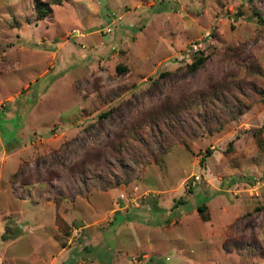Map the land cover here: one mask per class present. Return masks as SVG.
Listing matches in <instances>:
<instances>
[{"label":"rangeland","instance_id":"1","mask_svg":"<svg viewBox=\"0 0 264 264\" xmlns=\"http://www.w3.org/2000/svg\"><path fill=\"white\" fill-rule=\"evenodd\" d=\"M35 1L0 0L2 264H264V0Z\"/></svg>","mask_w":264,"mask_h":264},{"label":"trees","instance_id":"2","mask_svg":"<svg viewBox=\"0 0 264 264\" xmlns=\"http://www.w3.org/2000/svg\"><path fill=\"white\" fill-rule=\"evenodd\" d=\"M59 2H60V0H50V3L49 2H42L41 0H36L35 1L36 20H41L50 13V11H51L50 6H49L50 4H59ZM251 12L257 16V22L264 25V18L261 15V12L258 10H255V9H252ZM203 61H204V57L201 55V53L196 54L195 56L192 57L190 63L188 64V68L194 69L197 66H199L200 64H202ZM115 70L118 72H123L125 70V68L122 66L121 67L115 66ZM221 92L222 91L217 92V91L213 90L211 93L208 92L205 95L198 93L196 95V99H198L200 101H205V102H209V101L213 102L214 100H217V98ZM169 106H171V105H169ZM173 106L176 107L175 105H173ZM165 107H166V105H162L159 110L155 111L154 116H156L157 119L159 117H166V115H168V114L171 115L170 118L177 116V115H174L175 114V108H171V107L165 108ZM151 115L152 114H146V115H144V117L141 118V120L144 121L146 116H151ZM156 122L157 121H155V123L153 125H155ZM111 146H110V148H113L114 151L122 150L123 148H125V141H119V140L113 141ZM184 146H185V144H184ZM188 192H190V188H188ZM174 205L175 204L173 203L171 205V208L174 207ZM196 211H197L199 218L202 221L208 220V214L206 211L205 203H201L199 205H196Z\"/></svg>","mask_w":264,"mask_h":264},{"label":"built area","instance_id":"3","mask_svg":"<svg viewBox=\"0 0 264 264\" xmlns=\"http://www.w3.org/2000/svg\"><path fill=\"white\" fill-rule=\"evenodd\" d=\"M106 31H108V27L105 28ZM0 264H2V261L0 260Z\"/></svg>","mask_w":264,"mask_h":264}]
</instances>
